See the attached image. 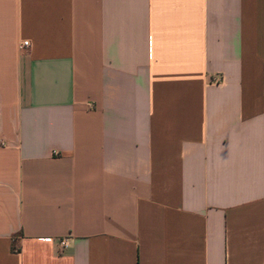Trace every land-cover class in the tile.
<instances>
[{
	"label": "crops",
	"instance_id": "obj_1",
	"mask_svg": "<svg viewBox=\"0 0 264 264\" xmlns=\"http://www.w3.org/2000/svg\"><path fill=\"white\" fill-rule=\"evenodd\" d=\"M0 264H264V0H0Z\"/></svg>",
	"mask_w": 264,
	"mask_h": 264
},
{
	"label": "built area",
	"instance_id": "obj_2",
	"mask_svg": "<svg viewBox=\"0 0 264 264\" xmlns=\"http://www.w3.org/2000/svg\"><path fill=\"white\" fill-rule=\"evenodd\" d=\"M23 46L27 47L28 46V42H24ZM58 244H59L60 248L66 249L68 247V245H69L68 244V239H61V240H59Z\"/></svg>",
	"mask_w": 264,
	"mask_h": 264
}]
</instances>
